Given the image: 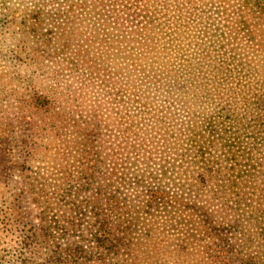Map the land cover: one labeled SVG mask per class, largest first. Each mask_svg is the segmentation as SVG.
I'll return each mask as SVG.
<instances>
[{
	"label": "trees",
	"instance_id": "16d2710c",
	"mask_svg": "<svg viewBox=\"0 0 264 264\" xmlns=\"http://www.w3.org/2000/svg\"><path fill=\"white\" fill-rule=\"evenodd\" d=\"M35 7L36 27L31 30L37 33L36 48H42V42L44 48L71 50V36L85 47L89 44L83 37L89 43L100 38L105 48L74 49L89 68L113 64L119 90L146 92L168 104L179 102L190 108L200 98L197 86L213 82L220 71L194 55L180 62V48H166L161 42L159 35L165 31L184 37L194 34L196 0H155L144 4L138 13L83 0L43 1ZM240 11L263 19L264 0H240ZM123 19L128 21L117 25ZM60 20L68 24L40 33L42 22ZM136 20L134 27L131 22ZM206 55L211 59V54ZM249 58L263 66L264 48ZM72 65L78 66L74 61ZM218 87L210 84L205 94L211 97ZM34 103L36 127H47L51 139L55 137L48 146L57 152L50 162L52 173L55 177L57 172L61 174L58 180L37 177L33 188L36 199L47 205L46 192L52 186L58 191L56 202H63L69 214L81 216L87 210L91 215L89 235L100 253L93 258L78 245L64 253L54 246L41 264H152L159 257L165 264L169 254L174 264H264V210L256 211L250 204L253 200L264 207V164L257 161V155L264 152V97H257L263 114L248 120L220 106L196 121L190 120L185 128L177 129L178 133L164 130L175 139L186 129L183 153L196 169L185 185L190 200L186 206L178 201L173 211L180 214L184 225L173 250L161 248L146 229L152 197L122 194L106 171L111 158L104 140L108 127L122 125L124 136H138L127 117L122 115L114 122L110 115L104 118L87 94L70 85H54ZM120 103L125 104L124 100ZM181 207L187 208L186 217L180 213ZM70 222L74 227L72 218ZM47 237L46 226L38 227L36 241L46 242ZM19 264H26V260Z\"/></svg>",
	"mask_w": 264,
	"mask_h": 264
},
{
	"label": "rangeland",
	"instance_id": "374dc122",
	"mask_svg": "<svg viewBox=\"0 0 264 264\" xmlns=\"http://www.w3.org/2000/svg\"><path fill=\"white\" fill-rule=\"evenodd\" d=\"M43 1L51 0H0V264H19L21 259L26 264H41L54 246L63 253L78 245L93 258L100 254L89 235L91 215L87 210L81 216L69 214L63 202H56L58 191L52 186L46 192L47 205L36 199L33 190L37 177L61 178L60 172L55 177L51 170L50 162L57 152L48 146L55 137L51 139L47 127H36L34 111L35 98L47 95L54 85H70L87 94L104 118L110 115L113 122L122 115L127 117L132 132L138 136H124L122 125L108 127L104 140L111 158L106 162V171L122 194L152 197L153 205L145 216L146 229L161 248L173 250L184 229L180 214L173 211L178 201L186 206L190 200L185 185L196 169L183 153L186 129L175 139L164 130L178 133L177 129L185 128L190 120L196 121L220 106L245 116L246 120L263 114L257 97H264V65L259 66L262 64L249 56L264 48V18L241 12L240 0H196L199 7L193 15V35L184 37L167 31L159 35L166 48H180V62L194 55L220 69L213 82L197 86L200 98L187 108L179 102L168 104L146 92L119 90L113 64L101 69L82 64L74 48H105L100 38L89 43L83 37L84 43L89 44L85 47L76 42V36H71V50L44 48L42 42V48H36L32 13L37 2ZM83 1L103 2L120 12L138 13L144 4L155 0ZM126 21L123 19L117 25ZM42 24L40 33L45 34L48 28L58 30L68 23L60 20ZM131 25L136 27L137 20ZM206 54H211V59ZM72 61L78 66L72 65ZM212 83L219 87L208 97L205 92ZM38 125L41 127V123ZM257 161L264 164V152L257 155ZM250 204L256 211L264 210L256 201ZM179 211L185 217L188 214L186 207ZM41 226H46L48 234L43 243L35 239ZM169 257L170 254L165 256V264H174ZM104 260L108 263L109 258ZM152 264L164 263L159 257Z\"/></svg>",
	"mask_w": 264,
	"mask_h": 264
}]
</instances>
